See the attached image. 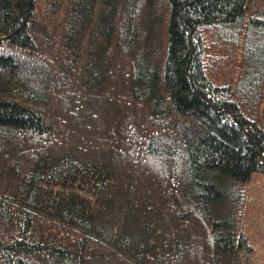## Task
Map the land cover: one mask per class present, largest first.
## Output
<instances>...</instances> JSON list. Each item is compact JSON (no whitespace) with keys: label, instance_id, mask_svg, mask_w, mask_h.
Masks as SVG:
<instances>
[{"label":"trees","instance_id":"1","mask_svg":"<svg viewBox=\"0 0 264 264\" xmlns=\"http://www.w3.org/2000/svg\"><path fill=\"white\" fill-rule=\"evenodd\" d=\"M257 171L264 0H0V264H240Z\"/></svg>","mask_w":264,"mask_h":264},{"label":"rangeland","instance_id":"2","mask_svg":"<svg viewBox=\"0 0 264 264\" xmlns=\"http://www.w3.org/2000/svg\"><path fill=\"white\" fill-rule=\"evenodd\" d=\"M242 229L251 252L240 256V264H264V172H254L246 189Z\"/></svg>","mask_w":264,"mask_h":264}]
</instances>
